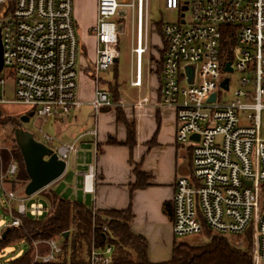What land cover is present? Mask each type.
<instances>
[{
	"label": "built area",
	"instance_id": "2783aa9c",
	"mask_svg": "<svg viewBox=\"0 0 264 264\" xmlns=\"http://www.w3.org/2000/svg\"><path fill=\"white\" fill-rule=\"evenodd\" d=\"M177 12L175 22L161 24L166 50L160 74V106L173 108L179 144L191 148V173L175 181L173 233L175 236L205 234L242 235L251 231L253 264H264V0H165ZM125 20L132 27L135 66L131 85L144 86V56L149 42V0H97L92 32L97 40L92 77L94 96L88 101L95 112L105 106L123 107L100 86L101 72L109 70L119 56V34ZM0 36L3 68L0 85L14 81L16 102L35 105L40 116L63 115L85 102L78 96L80 43L73 17V0H0ZM231 62L232 71H225ZM194 68L193 82L187 67ZM231 72H238L241 88L235 98L224 99L230 90ZM5 73V75L1 74ZM229 78L228 88L222 82ZM215 94V99L211 96ZM149 97L139 99L145 104ZM83 133L72 143L49 147L66 161L77 154ZM193 135H198L193 138ZM18 171L11 162L8 174ZM95 169L84 173L83 192H93ZM17 200L19 215L42 217L43 202ZM29 203L27 204V202ZM10 208L9 227L21 226ZM107 227L103 228L106 231ZM47 250L35 260H58L62 246L56 237L43 241ZM113 246L93 243L88 264H110Z\"/></svg>",
	"mask_w": 264,
	"mask_h": 264
},
{
	"label": "crops",
	"instance_id": "0c3cea01",
	"mask_svg": "<svg viewBox=\"0 0 264 264\" xmlns=\"http://www.w3.org/2000/svg\"><path fill=\"white\" fill-rule=\"evenodd\" d=\"M92 42L84 45V54L92 56L94 68L97 47L95 36ZM147 73L143 87L133 86L135 88L133 97H125L118 88V97L124 100L125 106H105L98 112L94 111V127L83 130L78 135L72 134V140L68 143L74 142L83 133L97 131L96 136L91 134L84 136L82 143L79 144L78 153L71 155L73 162L71 175L70 158L65 173L45 188L51 196L53 191L58 192L63 183H66L62 188V194L65 196L69 192V199L76 198L89 208L130 209L131 228L147 239L151 256L157 249L173 248L176 237L172 226L175 181L179 176L190 175L192 155L188 145L177 142L175 110L158 104L161 101L160 75L149 72V68ZM89 83L92 92H86ZM95 86L92 75L83 77L78 96L85 104L93 98ZM101 87L106 89L105 85ZM145 96L149 97V101L137 105L139 99ZM82 106L78 109L80 110ZM128 125L134 133L133 143L127 142ZM109 138L116 142H109ZM11 162L16 161L9 160L8 166H4L3 162L4 170L0 174L1 188L8 197L9 214L11 205L8 193L18 191L17 185L20 181L8 174ZM90 165L95 169L94 191L84 194V173ZM25 172L30 181L27 171ZM21 179L26 185L29 182L24 181V177ZM57 182L63 183L55 190L53 186ZM45 188L30 196L29 201L43 202L40 194L46 190ZM165 203H169L168 209H165ZM40 246L47 250L44 243ZM34 254L36 256V251Z\"/></svg>",
	"mask_w": 264,
	"mask_h": 264
},
{
	"label": "rangeland",
	"instance_id": "374dc122",
	"mask_svg": "<svg viewBox=\"0 0 264 264\" xmlns=\"http://www.w3.org/2000/svg\"><path fill=\"white\" fill-rule=\"evenodd\" d=\"M97 6V0H73V17L76 22L77 35L80 43V52L78 56V90L81 89L83 83V77H90L93 69L92 56L84 54V45L87 43H93L94 34L92 28L96 21L95 9ZM177 12L171 11L166 8L165 0H149V42L148 52L144 56V72L145 78H147V70L154 72L158 75L161 73V61L162 55L166 50V44L161 34V24L177 21ZM124 23V29L119 34V56L116 63L107 71L101 72V85L104 86L112 84L118 85L120 92L125 97H133L134 89L131 85L132 71L135 66L134 56H132V27L127 24L125 20H121ZM5 75V73H1ZM229 76L232 78V84L230 90L224 95V99L232 100L235 98V91L241 88L238 82L240 77L238 72H231ZM92 92L91 84H87L86 92ZM14 81L8 78L6 83L0 85V174L3 171L4 166H8L9 160L16 161L18 165V171L13 178L20 180L18 182V191L15 194L18 197H30L25 195L24 189L26 183L21 179L24 177V181H27L26 169L23 161V157L16 143L14 131L18 127L17 123L21 122V126L25 130H29L34 133L35 138L43 143H46L44 134H49L55 138L54 143L51 146L62 145L70 142L72 134H79L83 130H88L94 127L95 117L94 108L91 105L85 104L82 108L73 109L67 114L57 115L51 114L49 116H40L37 113V107L35 105L23 102L14 101ZM33 112V114H31ZM22 117H28L27 121L21 120ZM77 117V119H76ZM13 119L16 122L9 121ZM18 121V122H17ZM71 158V157H70ZM71 171L72 173L73 162L71 158ZM189 172L186 174L188 175ZM29 181V180H28ZM25 183V184H24ZM63 183V182H60ZM56 183L53 189L60 184ZM66 183H63V187ZM62 187V188H63ZM59 189V194H62L63 189ZM40 194V198L45 205L49 206L51 203L50 192L45 188ZM69 192L64 196L69 197ZM75 200H78L74 198ZM29 201L27 202V204ZM12 208L17 206V200L10 202ZM260 206H264V192L260 196ZM8 209V197L4 195V192L0 184V235L2 231L6 229L11 221V214L7 213ZM213 234V233H212ZM252 233L246 238L243 236H228L230 241L238 248L246 251L254 252V241L251 236ZM208 238V234L199 235H187L176 236L177 242L197 243L202 242ZM249 239L250 241H247ZM58 243L61 245L59 239ZM41 241V240H36ZM39 254L46 252V248L40 245H36L33 242V247L25 240L15 241L6 246L0 252V264L6 261L18 258L24 253L34 251L32 254V264H43L40 260H35V251ZM171 249H157L153 255L149 256V243H148V256L152 262L168 261L171 257ZM70 255L64 253L61 255L58 261L52 264H70ZM87 264V263H86Z\"/></svg>",
	"mask_w": 264,
	"mask_h": 264
},
{
	"label": "trees",
	"instance_id": "16d2710c",
	"mask_svg": "<svg viewBox=\"0 0 264 264\" xmlns=\"http://www.w3.org/2000/svg\"><path fill=\"white\" fill-rule=\"evenodd\" d=\"M105 87L111 98L118 101V85L105 84ZM9 121L16 122L13 119ZM128 128L127 142L133 143L134 133L130 125ZM109 142L116 141L109 138ZM168 204L165 203V209H168ZM45 207L47 210L42 217L19 215L14 208L13 214L20 216L22 224L19 227H9L4 237L2 235L8 227L2 231L0 252L15 241L25 240L33 247V242L36 240L43 241L56 237L61 241L62 246L59 258L64 253H68L70 264H88V254L92 244L103 246L106 241L113 246L110 264H253L250 251L236 247L228 236L212 234L209 229L205 231V234H208L206 240L197 243L175 240L168 261L152 262L148 256L147 239L131 228L130 209L94 210L87 207L84 202L66 198L56 191L52 192L50 205ZM104 227H107L106 231H103ZM66 231H69L68 237L63 236ZM250 234L251 231L248 230L237 236L247 238ZM33 252H26L18 258L1 264H32ZM56 261L42 263L52 264Z\"/></svg>",
	"mask_w": 264,
	"mask_h": 264
},
{
	"label": "water",
	"instance_id": "95a60500",
	"mask_svg": "<svg viewBox=\"0 0 264 264\" xmlns=\"http://www.w3.org/2000/svg\"><path fill=\"white\" fill-rule=\"evenodd\" d=\"M2 68L3 45L0 36V71ZM187 71L190 81L193 82L194 68L188 66ZM225 71H232L231 62L226 64ZM228 84L229 78H226L222 82V86L227 89ZM211 99H215V94L211 96ZM21 120L27 121L28 117H22ZM14 134L23 157L25 169L30 178V181L25 186L24 193L27 196H32L62 176L66 171L67 163L65 160L59 158L58 153L51 147L37 140L34 133L23 129L21 125L15 129ZM192 137L198 139V135H193ZM8 229L9 227L5 230L2 237L5 236ZM63 236L68 237L69 231L64 232Z\"/></svg>",
	"mask_w": 264,
	"mask_h": 264
},
{
	"label": "flooded vegetation",
	"instance_id": "af4514ba",
	"mask_svg": "<svg viewBox=\"0 0 264 264\" xmlns=\"http://www.w3.org/2000/svg\"><path fill=\"white\" fill-rule=\"evenodd\" d=\"M21 125V122H18V126H20Z\"/></svg>",
	"mask_w": 264,
	"mask_h": 264
}]
</instances>
